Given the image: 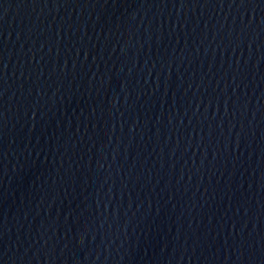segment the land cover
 <instances>
[{"label":"water","instance_id":"95a60500","mask_svg":"<svg viewBox=\"0 0 264 264\" xmlns=\"http://www.w3.org/2000/svg\"><path fill=\"white\" fill-rule=\"evenodd\" d=\"M0 264H264V0H0Z\"/></svg>","mask_w":264,"mask_h":264}]
</instances>
